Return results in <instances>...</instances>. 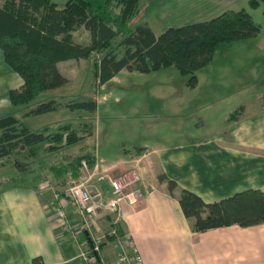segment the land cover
<instances>
[{"label":"trees","instance_id":"obj_1","mask_svg":"<svg viewBox=\"0 0 264 264\" xmlns=\"http://www.w3.org/2000/svg\"><path fill=\"white\" fill-rule=\"evenodd\" d=\"M139 3L140 0H69L59 5L52 0H0V47L6 65L22 80L19 89L9 92L10 103L15 107L28 106L42 93L64 86L68 81L59 64L93 53L89 84L94 87V93L122 71L150 74L170 67L190 75L195 86L196 73L209 67L223 46L255 38L260 33V27L243 9L225 12L210 21L169 28L157 36L147 23L131 26L130 20L137 13ZM249 5L256 10L264 5V0H250ZM75 33L87 34L88 42H78L73 38ZM70 108L95 114L98 105L90 100ZM57 110L58 105L51 101L28 115L43 116ZM240 114V109L234 110L227 123L238 120ZM59 130L33 133L14 116L0 118V166L2 160L12 158L21 148L27 150L28 157L35 158L43 145L51 153L84 145L95 135L96 125L84 123L75 129L65 126ZM86 148L82 146L53 164L50 172L55 179L63 180L69 173L77 178L83 161L93 167L96 156ZM159 180L167 181L172 196L178 192L180 206L194 233L264 224L262 191L248 190L209 204L199 195L180 189L165 174ZM63 182L61 185L66 184ZM112 228L126 234L118 225ZM114 241L111 237L107 242ZM33 262L44 264L40 257ZM97 263H101L100 256Z\"/></svg>","mask_w":264,"mask_h":264},{"label":"rangeland","instance_id":"obj_2","mask_svg":"<svg viewBox=\"0 0 264 264\" xmlns=\"http://www.w3.org/2000/svg\"><path fill=\"white\" fill-rule=\"evenodd\" d=\"M52 1L64 5L69 0ZM249 3L250 0H140L130 24L135 27L147 23L157 36L169 28L210 21L225 12L243 9L260 27L257 37L223 46L213 63L196 73L198 81L195 86L191 84L190 75L182 74L175 67L150 74L122 71L107 84L105 97L101 100L102 87L94 93V87L89 84L93 53L59 64L68 81L64 86L42 93L28 106L15 107L9 101V92L19 89L22 80L6 65L0 47V118L14 116L33 133L45 130L60 132L62 127L75 129L84 123L96 125L95 135L84 145L54 153L43 145L35 158L28 157L27 150L21 148L12 158L2 160L0 189L38 186L43 198L54 205L53 190L62 191L70 180V173L63 180H57L50 167L82 146L97 157L100 147H103L102 155L108 154L113 159L116 153L124 155L125 150L211 139L226 132L228 123L225 120L238 107H241V114L237 116L253 118L255 115L250 114L253 101L256 104L252 108L262 113L264 5L252 10ZM73 38L80 43L89 40L85 33H75ZM90 100L100 102L95 114L70 108V105ZM51 101L58 105L57 112L43 116L28 115L39 105ZM19 163L20 167H16ZM62 181L66 184L61 185Z\"/></svg>","mask_w":264,"mask_h":264},{"label":"crops","instance_id":"obj_3","mask_svg":"<svg viewBox=\"0 0 264 264\" xmlns=\"http://www.w3.org/2000/svg\"><path fill=\"white\" fill-rule=\"evenodd\" d=\"M254 103L253 118L239 117L211 139L125 150L113 159L102 155L100 147L97 158L109 164L131 161L121 170L139 168L145 198L136 209L123 204L119 216L103 217L95 235L118 225L133 239L144 264H264V224L194 233L178 192L172 196L167 181L159 180L165 174L209 204L248 190L264 192V111L259 114ZM66 223L79 225L71 205L65 200L50 205L38 186L0 189V264H34L38 257L44 264H87L80 258L87 237H74L65 230ZM116 245L103 244L99 264H118Z\"/></svg>","mask_w":264,"mask_h":264},{"label":"built area","instance_id":"obj_4","mask_svg":"<svg viewBox=\"0 0 264 264\" xmlns=\"http://www.w3.org/2000/svg\"><path fill=\"white\" fill-rule=\"evenodd\" d=\"M131 161L109 164L96 156L91 167L87 161L81 163L77 178L71 173L64 189L53 190L55 203L66 201L79 218L78 227L65 224V230L74 237H87L81 244L80 258L87 264H97L102 246L109 238H114L118 247V264H144V259L129 234H122L116 228L95 235L99 221L107 216H119L123 204L136 209L145 198L144 182L138 167L121 170ZM87 234V235H86Z\"/></svg>","mask_w":264,"mask_h":264},{"label":"water","instance_id":"obj_5","mask_svg":"<svg viewBox=\"0 0 264 264\" xmlns=\"http://www.w3.org/2000/svg\"><path fill=\"white\" fill-rule=\"evenodd\" d=\"M87 235V234H86Z\"/></svg>","mask_w":264,"mask_h":264}]
</instances>
